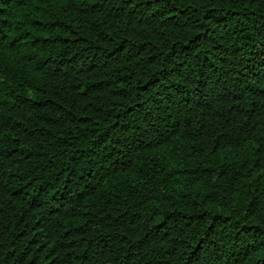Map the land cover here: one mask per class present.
Segmentation results:
<instances>
[{
    "label": "trees",
    "instance_id": "16d2710c",
    "mask_svg": "<svg viewBox=\"0 0 264 264\" xmlns=\"http://www.w3.org/2000/svg\"><path fill=\"white\" fill-rule=\"evenodd\" d=\"M0 264H264V0H0Z\"/></svg>",
    "mask_w": 264,
    "mask_h": 264
}]
</instances>
